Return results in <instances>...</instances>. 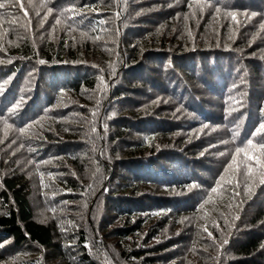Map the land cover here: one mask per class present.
I'll use <instances>...</instances> for the list:
<instances>
[{
    "label": "trees",
    "instance_id": "16d2710c",
    "mask_svg": "<svg viewBox=\"0 0 264 264\" xmlns=\"http://www.w3.org/2000/svg\"><path fill=\"white\" fill-rule=\"evenodd\" d=\"M27 3L0 9V264L106 263L100 232L132 264H264V184L225 172L264 123V0Z\"/></svg>",
    "mask_w": 264,
    "mask_h": 264
},
{
    "label": "snow or ice",
    "instance_id": "6c2138e0",
    "mask_svg": "<svg viewBox=\"0 0 264 264\" xmlns=\"http://www.w3.org/2000/svg\"><path fill=\"white\" fill-rule=\"evenodd\" d=\"M10 3H13V6H18L20 10L23 11V15L27 17L28 13L26 10H24V5L22 3V0H9ZM216 4H220L222 0H215ZM44 7H47V3H44ZM191 6V5H190ZM197 7L200 8L201 11H204L205 8H211L213 5L211 3L205 2L202 4H198ZM227 7V6H225ZM6 5L4 3H0V9H5ZM221 7H215V12L219 14L221 12ZM53 11L52 8H48V13L51 14ZM4 13H0V15H3ZM227 16L231 17L234 21L237 18L238 13L235 11H227L225 13ZM39 15V13H37ZM252 15H255L253 13ZM47 16L44 17V20L46 21ZM251 19V17H249ZM11 23H15V20H13ZM61 20L59 18L56 19V24H60ZM23 26V25H22ZM261 28L264 29V24L261 25ZM2 35V34H0ZM81 35H85L84 33H81ZM3 61H0L2 63ZM40 63H44L43 60L39 61ZM18 107V105H17ZM31 127V125H29ZM11 128L10 124H7L5 122V129ZM21 133L25 132L24 128L19 129ZM92 131H95L93 128ZM259 138L261 140L260 143L254 144L253 140L256 138ZM249 151H254L255 155L249 156L248 153ZM241 153H243L246 157L245 164H246V171L243 173L244 176L246 177V184H245V192L247 193L250 191L249 185L253 181L254 177L258 174L260 177V183L264 184V123H261L252 133V139H249L247 141V147L246 148H236L235 150V155L232 156L231 162L228 164L227 168L225 169V172H235L237 171V156H239ZM221 155H224V153H221ZM255 162V170L253 168V163ZM225 181V176L220 177V181L217 184V187H213L211 189L212 193H217L218 188L220 187V183ZM236 186H239V183L237 182ZM192 187H197L196 185H191L189 186V190H191ZM236 195H239V193H236ZM211 201V196H209L208 201H205V203H208ZM86 206V205H85ZM203 207V205H201ZM239 217H236L238 219ZM211 235V233H209ZM229 241L225 239L223 243L220 245L221 248L224 247V245H227ZM2 246V245H0Z\"/></svg>",
    "mask_w": 264,
    "mask_h": 264
},
{
    "label": "rangeland",
    "instance_id": "374dc122",
    "mask_svg": "<svg viewBox=\"0 0 264 264\" xmlns=\"http://www.w3.org/2000/svg\"><path fill=\"white\" fill-rule=\"evenodd\" d=\"M3 2H5L4 4L6 5V8L4 10H9L11 12L19 11V12L23 13V11L20 10L18 6H11V3L9 2V0H3ZM22 3L28 4L27 0H22ZM24 10H25V8H24ZM27 13H28L27 19L31 20V22L34 23V21L32 20V19H34V17L28 11H27ZM3 135H6L5 131H3ZM0 186H1V184H0ZM36 204H37V206H36L37 216H39V218H41V219H46V216L48 214H51V213L47 212V208H44V206H45L44 203L42 205L41 202L39 200H37ZM79 213H81V212L73 210L72 216L77 218ZM119 223H120V221H115V224H119ZM87 232L92 236L94 235V232H92L90 230L89 231L87 230ZM98 235L99 236H98L97 241H99V242L103 241L105 248L107 250H109V255L106 256V258H104V254L102 252V255H103L102 259H104L106 263H101V264H132L129 261H127V257L124 254L123 248L120 246V244L118 243V241L115 238L111 237L109 234L108 235L101 234V232H100V234L98 233ZM104 238H105V240H103ZM101 239H102V241H101ZM102 247H103V245L101 246V249H102ZM33 249L40 250L39 246H34ZM51 257L52 256L48 252V249L43 247L41 258H42V261L44 264H65L63 262V260L58 259V258L53 259ZM190 261H193V264H197V259L195 260L193 256L189 258L188 262H190Z\"/></svg>",
    "mask_w": 264,
    "mask_h": 264
}]
</instances>
